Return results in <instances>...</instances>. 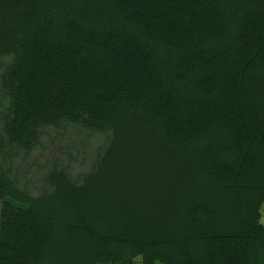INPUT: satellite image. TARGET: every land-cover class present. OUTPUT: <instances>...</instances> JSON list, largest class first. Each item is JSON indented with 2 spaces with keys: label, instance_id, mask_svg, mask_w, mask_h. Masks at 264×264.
I'll list each match as a JSON object with an SVG mask.
<instances>
[{
  "label": "trees",
  "instance_id": "obj_1",
  "mask_svg": "<svg viewBox=\"0 0 264 264\" xmlns=\"http://www.w3.org/2000/svg\"><path fill=\"white\" fill-rule=\"evenodd\" d=\"M0 203V264H264V0H0Z\"/></svg>",
  "mask_w": 264,
  "mask_h": 264
},
{
  "label": "rangeland",
  "instance_id": "obj_2",
  "mask_svg": "<svg viewBox=\"0 0 264 264\" xmlns=\"http://www.w3.org/2000/svg\"><path fill=\"white\" fill-rule=\"evenodd\" d=\"M43 138V145H40L33 153H31L28 157V161L31 163L36 164V169H38L40 166H48L53 164V159L56 157L58 151L55 149H52V143H54L57 146H61L62 148L69 147L70 149H73L72 152L74 153L75 150H79L78 159L76 161L69 160L68 157L63 159L65 161H68L66 163H69L71 165V171L73 173H78L82 170L81 168V161L85 156L89 160L93 158V155L95 153V148L98 144H100L101 137L94 136L92 137L88 133H84V131L79 130L77 126H67L62 127L59 130H50L45 131ZM60 157V156H58ZM62 159V157H60ZM29 177L34 175V172L28 174ZM21 176H19V180L22 181ZM31 188H34V186L30 185ZM1 207V203H0ZM134 264H142L141 259L137 258L136 262Z\"/></svg>",
  "mask_w": 264,
  "mask_h": 264
}]
</instances>
